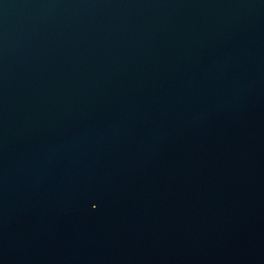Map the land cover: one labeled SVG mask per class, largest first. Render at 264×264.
Returning <instances> with one entry per match:
<instances>
[{
    "label": "water",
    "instance_id": "1",
    "mask_svg": "<svg viewBox=\"0 0 264 264\" xmlns=\"http://www.w3.org/2000/svg\"><path fill=\"white\" fill-rule=\"evenodd\" d=\"M0 264H264V0H0Z\"/></svg>",
    "mask_w": 264,
    "mask_h": 264
}]
</instances>
